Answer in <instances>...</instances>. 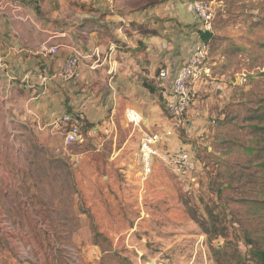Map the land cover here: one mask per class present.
I'll list each match as a JSON object with an SVG mask.
<instances>
[{
	"label": "rangeland",
	"instance_id": "1",
	"mask_svg": "<svg viewBox=\"0 0 264 264\" xmlns=\"http://www.w3.org/2000/svg\"><path fill=\"white\" fill-rule=\"evenodd\" d=\"M167 1L116 0L106 13ZM212 1V75L194 88H212V112L177 129L145 179L141 137L164 129L136 127L130 108L111 127L89 123L83 145L66 147L65 128L32 116L0 137V264H257L247 242L264 238V0ZM181 149L191 175L172 163Z\"/></svg>",
	"mask_w": 264,
	"mask_h": 264
},
{
	"label": "crops",
	"instance_id": "2",
	"mask_svg": "<svg viewBox=\"0 0 264 264\" xmlns=\"http://www.w3.org/2000/svg\"><path fill=\"white\" fill-rule=\"evenodd\" d=\"M81 1L80 13L63 0H22L21 13L29 21L0 7V137L13 139L31 116L44 130L62 113L78 111L94 129L111 127L116 113L129 108L141 113L149 130L169 126L165 101L171 79L203 41L192 0L113 14L106 13L114 9L104 0ZM45 44L58 46V52L42 51ZM75 49L87 56L79 75L64 79L59 74ZM161 68L170 80L158 79ZM199 88L184 126H204L215 102L210 86ZM201 95L207 99L199 100Z\"/></svg>",
	"mask_w": 264,
	"mask_h": 264
},
{
	"label": "built area",
	"instance_id": "3",
	"mask_svg": "<svg viewBox=\"0 0 264 264\" xmlns=\"http://www.w3.org/2000/svg\"><path fill=\"white\" fill-rule=\"evenodd\" d=\"M116 0H104L106 5L113 9ZM2 9L11 8L14 17L23 21L31 20L30 16L22 14V0H0ZM192 8L196 18L201 24L203 33L214 31V20L217 9L212 0H192ZM59 47L54 45L48 47L46 44L42 51L55 54ZM210 52L209 42L202 41L197 45L190 60L171 79L172 89L170 96L165 101V110L169 126L163 131L145 132L140 141V160L143 164L144 179L152 172L153 159L160 155V146L166 144L176 134V130L184 126V116L191 109L196 98L195 86L202 83L207 77H211L212 68L208 63ZM85 55L81 50L75 49L66 60L59 76L71 79L79 75L80 64ZM160 81L170 80V74L166 68H161L158 73ZM47 79L44 78V81ZM128 120L136 127L141 126L143 117L135 109L127 112ZM85 123L84 113L64 112L56 120V125L65 128L64 145L71 147L84 142L82 128ZM168 156L163 157L167 160ZM172 163L181 172L192 173L195 169V161L189 149H181L171 156ZM196 181V178H193Z\"/></svg>",
	"mask_w": 264,
	"mask_h": 264
},
{
	"label": "trees",
	"instance_id": "4",
	"mask_svg": "<svg viewBox=\"0 0 264 264\" xmlns=\"http://www.w3.org/2000/svg\"><path fill=\"white\" fill-rule=\"evenodd\" d=\"M210 36H211V33L201 32L202 40L205 42H209ZM150 89L152 91L155 90L153 87H150ZM259 117L264 121V112L260 113ZM87 126H88V123L85 120L84 126L82 128V134H83L84 142H86V140H87V137H86ZM263 130H264V127H263ZM77 145H81V144H77ZM205 230L207 233L209 232V231H207L208 229H205ZM219 235H222V234L220 233ZM261 244H263V246ZM247 245L250 246L248 253H249V255H251L254 258L256 263L257 264H264V238L262 239V241H259V242L255 241L254 239H249V241L247 242Z\"/></svg>",
	"mask_w": 264,
	"mask_h": 264
},
{
	"label": "water",
	"instance_id": "5",
	"mask_svg": "<svg viewBox=\"0 0 264 264\" xmlns=\"http://www.w3.org/2000/svg\"><path fill=\"white\" fill-rule=\"evenodd\" d=\"M153 264V263H152Z\"/></svg>",
	"mask_w": 264,
	"mask_h": 264
}]
</instances>
